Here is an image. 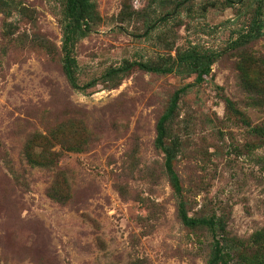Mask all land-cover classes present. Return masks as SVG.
I'll use <instances>...</instances> for the list:
<instances>
[{
	"label": "rangeland",
	"instance_id": "374dc122",
	"mask_svg": "<svg viewBox=\"0 0 264 264\" xmlns=\"http://www.w3.org/2000/svg\"><path fill=\"white\" fill-rule=\"evenodd\" d=\"M93 1L70 51L82 89L61 71L60 1L0 6V264H204L211 234L180 223L179 199L219 216L238 244L227 264L246 263L264 230V138L249 132L264 126V0ZM184 49L211 57L202 81L182 65L105 75L175 68ZM181 87L163 138L177 196L154 138Z\"/></svg>",
	"mask_w": 264,
	"mask_h": 264
},
{
	"label": "trees",
	"instance_id": "16d2710c",
	"mask_svg": "<svg viewBox=\"0 0 264 264\" xmlns=\"http://www.w3.org/2000/svg\"><path fill=\"white\" fill-rule=\"evenodd\" d=\"M61 3V13L63 17L62 25V40L60 50L61 56V71L67 80L68 84L72 88L82 89L76 81L75 59L70 55L71 46L79 33L85 32L89 29V21L92 18L94 12L93 0H58ZM188 0H181L176 5ZM232 2V1H229ZM5 4V0H0V6ZM164 16H160L157 19L151 20L147 23L140 35L145 36L150 30H152L157 21L164 20ZM259 27V25H256ZM176 67L173 64L162 63V65L151 64L149 62H127L119 67H112L106 70L105 75L110 79L122 78L129 67L134 64L136 67L158 74L171 73L178 66L185 68L189 73H194V81L200 82L204 79L209 72V66L212 62L211 57L202 56L192 49H184L182 52L177 53L175 57ZM166 62V61H165ZM179 70V69H178ZM90 84V81L85 83ZM183 87L174 90L168 100L167 106L164 111L157 118L155 123V138L154 145L163 152V168L168 177L173 192L180 196L179 179L176 173L171 167V149L167 146H163V138L166 133V124L173 115L176 109V103L179 94L182 92ZM223 103L226 110L234 114L244 124L248 125L245 116L237 110L232 101L223 97ZM249 132L256 137L264 138V126H251ZM177 216L180 223L185 227H197L203 226L207 228L211 234V248L204 264H227L228 260L234 255L235 250L238 248L237 239L234 237L226 238L223 236L225 232V222L219 217L211 214L208 217H193L187 215L184 204L181 199L177 202ZM220 233V234H219ZM250 249L255 251L250 259L244 264H264V230L256 232L255 237L248 243ZM236 258V257H235Z\"/></svg>",
	"mask_w": 264,
	"mask_h": 264
}]
</instances>
